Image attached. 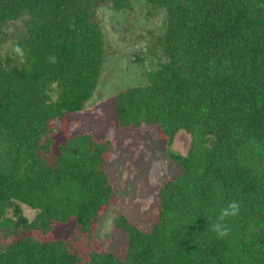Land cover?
Returning <instances> with one entry per match:
<instances>
[{
    "label": "trees",
    "instance_id": "obj_1",
    "mask_svg": "<svg viewBox=\"0 0 264 264\" xmlns=\"http://www.w3.org/2000/svg\"><path fill=\"white\" fill-rule=\"evenodd\" d=\"M134 2L164 13L162 56L144 85L114 94L115 119L161 131L179 172L160 185L148 231L115 218L127 234L121 257L91 242L112 202L113 144L56 122L97 90L105 40L95 8ZM180 131L185 154L169 150ZM233 201L239 214L220 239L211 226ZM70 220L75 230L56 237ZM1 234L10 239L0 264H264V0H0Z\"/></svg>",
    "mask_w": 264,
    "mask_h": 264
},
{
    "label": "rangeland",
    "instance_id": "obj_2",
    "mask_svg": "<svg viewBox=\"0 0 264 264\" xmlns=\"http://www.w3.org/2000/svg\"><path fill=\"white\" fill-rule=\"evenodd\" d=\"M95 18L105 40V60L97 90L81 112L58 119L56 124H62L65 132L88 133L113 144L105 168L113 189L112 202L95 223L91 242L122 257L127 234L114 226L115 218L122 215L139 230L148 231L157 219L160 185L179 172L165 154L166 140L161 131L119 127L113 100L120 90L144 85L145 74L161 59L162 54L155 49L154 42L161 34L159 26L164 13L139 2L123 11L101 4L95 8ZM67 122L69 128H66ZM189 145V135L180 131L174 135L169 150L185 154ZM21 209L28 219L35 214L27 207L21 206ZM75 227V222L70 220L55 227L53 233L56 237H67ZM49 237L51 235H46ZM9 239L1 234L0 247Z\"/></svg>",
    "mask_w": 264,
    "mask_h": 264
},
{
    "label": "clouds",
    "instance_id": "obj_3",
    "mask_svg": "<svg viewBox=\"0 0 264 264\" xmlns=\"http://www.w3.org/2000/svg\"><path fill=\"white\" fill-rule=\"evenodd\" d=\"M13 51L16 55L20 56L21 58L24 55V50L19 46L15 47ZM47 60L53 65L57 63V58L54 54H50L47 57ZM238 214L239 204L235 201L230 202L227 207L220 210L219 215L216 217L215 222L211 226V231L216 233L218 238L223 239L224 237L229 235L230 232L226 221L231 217H236Z\"/></svg>",
    "mask_w": 264,
    "mask_h": 264
}]
</instances>
